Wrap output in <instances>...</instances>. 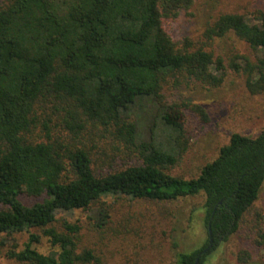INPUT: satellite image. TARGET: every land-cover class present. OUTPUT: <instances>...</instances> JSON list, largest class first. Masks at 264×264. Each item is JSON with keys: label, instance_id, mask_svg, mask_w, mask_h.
I'll use <instances>...</instances> for the list:
<instances>
[{"label": "trees", "instance_id": "16d2710c", "mask_svg": "<svg viewBox=\"0 0 264 264\" xmlns=\"http://www.w3.org/2000/svg\"><path fill=\"white\" fill-rule=\"evenodd\" d=\"M191 2L2 1L0 244L14 234L26 238L6 249L9 259L99 264L93 249L81 244L78 221L56 215L87 211L92 226L102 228L109 216L104 196L165 202L202 193L212 246L199 254L207 236L200 248L177 253L178 264H203L214 247L237 232L264 182V131L256 136L231 133L193 177L168 171L182 150L183 129L172 112L175 106L164 101L162 87L171 80L178 83V76L220 81L210 70L221 64L219 58L201 48L176 47L164 28L165 18ZM229 32L252 50L264 48V14L249 22L223 13L204 29L209 39ZM257 70L263 79L261 66ZM147 104L155 107L156 119L151 137L142 140L132 114ZM195 111L207 121L201 107ZM53 125L61 130L59 136L52 134ZM36 128L45 140L34 138ZM86 136L102 144L108 140L111 151L123 146L137 162L120 169L107 164L96 168L97 145L89 146ZM22 196L36 200L27 203ZM40 236L51 246L46 253L33 247Z\"/></svg>", "mask_w": 264, "mask_h": 264}, {"label": "rangeland", "instance_id": "374dc122", "mask_svg": "<svg viewBox=\"0 0 264 264\" xmlns=\"http://www.w3.org/2000/svg\"><path fill=\"white\" fill-rule=\"evenodd\" d=\"M191 1L189 7L165 18L164 28L176 47L201 48L210 52L214 60L219 58L221 64L215 69L212 64L210 68L220 79L216 84L213 80L205 82L178 76V83L168 81L161 90L164 101L175 106L172 112L183 129L182 150L176 164L168 171L185 178L197 175L200 168L217 155L231 133L256 136L264 131V65L259 60H264V48L252 50L232 32L210 39L204 35L207 23L223 13L239 14L254 22L260 12L264 14V0ZM258 66H261L263 79H259ZM195 106L203 109L207 121L201 119ZM155 111L151 104L145 109H134L132 118L137 125L138 139L151 137ZM52 134L59 136L61 130L53 125ZM86 137L89 146L97 145L93 148L98 157L96 168L106 169L107 164L108 169H120L137 162L135 154L123 146L113 152L108 140L102 144ZM34 138L45 140L44 132L36 128ZM21 199L27 203L36 200L26 196ZM101 201L108 205L109 216L106 225L99 229L92 226L87 211H60L56 215L78 221L81 244L93 249L99 264H178L177 253L198 249L206 243L202 193L165 202L126 196H104ZM262 233L264 182L237 232L214 247L203 264H264ZM24 240L25 236L19 234L4 239L0 244V264H23L9 259L5 252L14 242ZM33 247L42 253L51 249L44 236H40Z\"/></svg>", "mask_w": 264, "mask_h": 264}, {"label": "water", "instance_id": "95a60500", "mask_svg": "<svg viewBox=\"0 0 264 264\" xmlns=\"http://www.w3.org/2000/svg\"><path fill=\"white\" fill-rule=\"evenodd\" d=\"M207 236H208L207 245L200 251L199 254L207 253L209 251V249L211 248L212 243H213V239H212V235H211V228H210L209 222L207 224ZM197 260H198V257H197L195 263L197 262Z\"/></svg>", "mask_w": 264, "mask_h": 264}]
</instances>
